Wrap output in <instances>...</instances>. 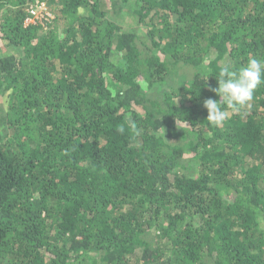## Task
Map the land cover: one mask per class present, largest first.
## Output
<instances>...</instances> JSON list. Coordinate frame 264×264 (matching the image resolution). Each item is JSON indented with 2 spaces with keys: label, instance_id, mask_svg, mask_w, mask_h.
<instances>
[{
  "label": "trees",
  "instance_id": "obj_1",
  "mask_svg": "<svg viewBox=\"0 0 264 264\" xmlns=\"http://www.w3.org/2000/svg\"><path fill=\"white\" fill-rule=\"evenodd\" d=\"M0 45V264H264V84L203 107L264 0H0Z\"/></svg>",
  "mask_w": 264,
  "mask_h": 264
},
{
  "label": "clouds",
  "instance_id": "obj_2",
  "mask_svg": "<svg viewBox=\"0 0 264 264\" xmlns=\"http://www.w3.org/2000/svg\"><path fill=\"white\" fill-rule=\"evenodd\" d=\"M216 77L218 87L212 91L220 99L218 101L206 99L203 107L207 110L209 125L219 127L229 118L230 112L234 113L247 107L253 100L258 86L264 84V60L249 59L245 66L237 70L225 66L220 69ZM129 123L135 130V122L129 121ZM120 131H123V127Z\"/></svg>",
  "mask_w": 264,
  "mask_h": 264
},
{
  "label": "rangeland",
  "instance_id": "obj_3",
  "mask_svg": "<svg viewBox=\"0 0 264 264\" xmlns=\"http://www.w3.org/2000/svg\"><path fill=\"white\" fill-rule=\"evenodd\" d=\"M35 11H37V16L39 17V20L42 19V17H43L42 14L51 16L50 13H48V14L46 13V9L43 6H41L39 9H36ZM0 49H1V45H0Z\"/></svg>",
  "mask_w": 264,
  "mask_h": 264
},
{
  "label": "built area",
  "instance_id": "obj_4",
  "mask_svg": "<svg viewBox=\"0 0 264 264\" xmlns=\"http://www.w3.org/2000/svg\"><path fill=\"white\" fill-rule=\"evenodd\" d=\"M32 14H33V15H37V11H35V9L32 10ZM37 17H38V16H37Z\"/></svg>",
  "mask_w": 264,
  "mask_h": 264
}]
</instances>
